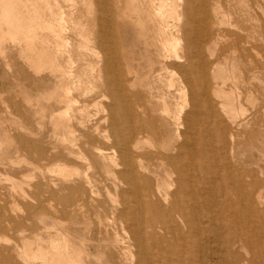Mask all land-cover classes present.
Returning <instances> with one entry per match:
<instances>
[{
    "label": "bare ground",
    "instance_id": "obj_1",
    "mask_svg": "<svg viewBox=\"0 0 264 264\" xmlns=\"http://www.w3.org/2000/svg\"><path fill=\"white\" fill-rule=\"evenodd\" d=\"M18 1L0 0V38L8 34L30 55L33 72L43 70L42 61L50 64L56 87L51 125L65 143L49 156L40 148V159L66 163L85 158L88 164H100L105 175H116L118 195L109 211L125 233L115 238L121 249L118 264H264V174L238 164L245 157L235 149L241 134L258 137L248 127L258 115L264 119V14L259 6L252 0H94L101 25L97 42L105 53L99 61V96L110 102L96 100L104 106L103 116L93 122L87 107L94 83L85 86L91 92L82 89L88 83L87 52L93 51L89 37L80 34L88 27L81 10L92 0H22L23 9H17ZM70 27L76 36L66 35ZM129 27L138 29L151 56L148 70L132 71V79L123 74L126 56L110 54L112 47L124 51ZM112 28L114 42L107 38ZM250 57L251 67L243 63ZM124 63L131 71L132 65ZM78 109L79 114L74 112ZM73 119L87 139L82 145L74 142ZM66 165L50 170L64 178L59 190L81 194L58 196L68 212L76 202L82 206L96 199L94 175L81 176L78 168ZM19 195L25 197V192ZM39 200L28 204L31 213L43 210ZM97 205L106 208V199ZM4 227L0 221V233ZM56 235L46 244L24 241L16 249L27 264H84L67 233Z\"/></svg>",
    "mask_w": 264,
    "mask_h": 264
},
{
    "label": "rangeland",
    "instance_id": "obj_2",
    "mask_svg": "<svg viewBox=\"0 0 264 264\" xmlns=\"http://www.w3.org/2000/svg\"><path fill=\"white\" fill-rule=\"evenodd\" d=\"M21 1L22 0L17 2L19 3L17 4V9H23V2ZM89 2L86 3L88 5L82 8V14L80 13V15L83 17L82 19L86 20L88 27H84V29L81 28V30H83L80 34L84 37L83 39L86 38L87 40L89 37L90 40L88 39V44L90 47H94L93 49H90L94 53L92 51H90L92 53H89L88 50L87 55L89 54V56H87L86 60H89L90 62L92 61L94 66H97L98 68L89 65L90 62L88 61V67L85 65L86 71L84 69V72H86L84 74V78H88V80L86 79L88 83H85L82 89H86L87 91L89 90V92H91L92 88H90L91 90L87 88L91 87V83H94V85L92 84V87L94 86L95 89L93 87V93H89L91 96L88 99L87 109L90 114L94 116L93 122H98L103 116L102 109L104 107L102 105L100 106L99 102H101V104H106L108 101L110 102V100L107 98L102 102V100H100L102 98L99 96V91L102 87V81L99 79L102 75L101 63L105 53L100 49V46L97 42V31L101 29V25L97 24L98 22L95 18L98 8H96L97 6L95 5L94 0ZM252 3H254V5L257 4L261 14H264V0H252ZM89 4H91V6ZM254 11L257 12L256 10ZM88 12H91L89 14L92 15H89ZM8 29L9 27L4 25V31H8ZM70 30L71 27L65 31L67 36L71 35V37H74L77 35L76 31ZM111 31H113V28L112 30L110 29V33L107 34V38L111 42H114V40L117 38V35L115 32L113 34ZM83 34H85V36ZM109 35L111 37L113 36L112 39L109 37ZM124 35L127 39V41H125V43H127H124V51L120 47L117 49L118 51L112 47L110 54L112 56H118V58L126 56V60L124 58L122 59L123 70H125L123 71V74L126 75V77L132 79L134 77V72L132 71L138 70L141 74V72H146L148 70V63L150 62L151 58L149 53L150 47H148L149 45L144 42V39L140 36L138 29L136 30L133 27H129L126 34ZM5 36L7 37L0 38V206H4V209L0 211V221L3 226H5V231L0 233V246H4L7 248V250L2 252L0 251V264H27L24 261V257L21 256L20 251H18L16 248L22 246L24 241L37 240L43 244H46L49 239L57 237V231H63L67 233V236L71 240L75 252H80L81 261L84 264H118V262L121 260V258H119L121 253H119L120 251H118V249H121L118 247L120 243H116L115 238L119 237V233L120 236H123L122 234L125 233L120 230L121 226H119L118 222L114 225L116 221L112 219V213H110L111 211L109 210L112 207V201L114 200L115 196L118 195L119 188H114V180L116 183H118L119 180L118 178L116 179V175H105L106 173L102 171V166L100 164H96V166L92 165L91 163L88 164V161L85 158H78L80 160L77 158L73 159V164L71 161L65 163L63 159H40V148L45 150L46 156H49V154H51L55 148L64 149L65 146V143L56 137L54 129H52L53 126L51 125L53 124L50 117L51 108L53 109L55 107L54 100H51V95L56 92L54 78L50 74V64L47 65L46 61H42V71L33 72V69L29 64L30 55L23 52L24 50L16 47L13 40L8 37V34H5ZM90 41H92V44ZM93 43L95 45H93ZM92 56H94V58H92ZM95 57L100 58H98L97 61ZM250 58L247 62H243L249 67L253 65V60ZM81 60L82 59H80V61ZM87 61L85 62L87 63ZM85 62L83 59L82 63ZM124 62L132 65L130 66L131 71L127 70V67L124 66ZM32 63L38 64V61L34 59ZM243 63L238 64L240 69L244 67ZM89 66L92 68V70L89 68ZM262 66L263 75L262 82L260 83H263L264 86V59ZM89 69L91 72L95 70L93 72L94 75L89 72ZM45 76L47 78H45ZM33 79L35 80L33 81ZM257 81L259 82V80ZM257 81H255L254 84ZM39 84L44 90L40 89ZM85 86L88 87L86 88ZM166 88L167 87H165L163 91H166ZM52 89L54 91H52ZM96 100L99 101H97L99 104L96 102ZM175 101L176 99L171 96L169 99L171 107H174ZM80 104L82 105V103ZM246 106L252 109L250 104H247ZM77 107L81 108V106ZM43 109L45 111H43ZM77 111L74 112L79 114V109ZM73 123L74 129L77 130H75V136L77 137L74 142L79 141L78 143L76 142L79 145L84 139V141L87 139L82 135L83 129L77 124L75 119H73L72 124ZM251 130L258 131L259 135L258 137L251 139L244 138L243 134L239 136L237 144L238 147L235 149L238 155L239 153H244L245 160L240 158L239 160L241 163L238 164L241 166L245 165L246 167L244 166V168L253 170L255 174H264V157L262 156V153H264V119L258 115L256 121L248 127V131ZM22 140L26 141L29 146L22 144ZM143 145L148 147L150 144L144 143ZM258 150L262 152L261 155ZM59 160L60 162H58ZM4 163L5 165H2ZM64 164H67L66 167L68 168H78V170L81 172V176L86 172V174L90 176L94 175L92 187L94 189V198L96 199L95 201L89 202L87 205L82 206H76V202V205L71 206V208L74 207V209H71L68 206L69 211L66 212V210H64L65 204L58 199V196L63 195V197H65L67 195L72 199L75 196H81L79 193H71L68 190H59L60 186L64 182V178L60 174H57L50 169H55L56 165L64 166ZM76 180L77 179H74L73 181L76 182ZM49 181H53V183H50ZM73 181L72 183H74ZM53 184L55 186H53ZM22 191L25 192L26 198L19 195V192ZM104 198L106 199V208H102V206L98 207V201L102 202V199ZM39 199L44 201L43 210H36L35 212L31 213V210L27 207L29 206L28 204H35L37 201H41ZM23 218L25 220L22 222L21 219ZM111 220H113L114 223ZM37 234L41 238L40 240H38Z\"/></svg>",
    "mask_w": 264,
    "mask_h": 264
}]
</instances>
